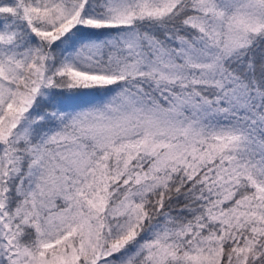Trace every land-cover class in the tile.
Here are the masks:
<instances>
[{
    "label": "snow or ice",
    "instance_id": "obj_1",
    "mask_svg": "<svg viewBox=\"0 0 264 264\" xmlns=\"http://www.w3.org/2000/svg\"><path fill=\"white\" fill-rule=\"evenodd\" d=\"M0 264H264V0H0Z\"/></svg>",
    "mask_w": 264,
    "mask_h": 264
}]
</instances>
